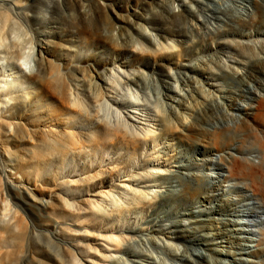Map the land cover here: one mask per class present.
<instances>
[{
  "label": "bare ground",
  "instance_id": "1",
  "mask_svg": "<svg viewBox=\"0 0 264 264\" xmlns=\"http://www.w3.org/2000/svg\"><path fill=\"white\" fill-rule=\"evenodd\" d=\"M57 1L0 0V182L22 203L15 206L28 207L49 227L45 235L57 248L53 263L264 264V0L231 5L228 0H164L139 24L156 31L154 37L142 35L150 46L138 40L143 31L137 39L120 31L119 37H130L138 53L153 61L136 58L132 72L119 65L98 72L101 84L75 80L82 84L74 82L75 90L70 89L72 116H66L78 114L72 125L80 128L79 137L70 128L54 127L61 126L58 114L40 103L47 92L55 93L49 80L58 83L62 77L52 65L68 60L75 42L67 34L73 18L65 12L81 0H61V9ZM175 2L184 9L175 11ZM190 4L202 18L188 9ZM57 18V28L67 31L63 37L45 31ZM58 47L69 54L52 51ZM195 54L201 63L190 61ZM32 64L35 71L26 72ZM150 82L159 86L151 89ZM34 83L41 88L33 90ZM185 89L188 93H182ZM45 122L59 133H50ZM9 137L21 142L17 150L4 143ZM115 146L148 153H134L127 167L116 165L127 173L121 182L84 197L82 204L71 194L45 191L38 197L30 188L29 181L43 178L57 157L91 156ZM90 176L67 185L78 190L97 175ZM9 197L0 192V216L11 210ZM160 210L169 218L191 214L184 218L192 224L168 228L160 223ZM19 216L2 231L21 242L24 218ZM78 232L102 243L71 244ZM196 244L207 253L195 252ZM7 261L8 255L0 258V264Z\"/></svg>",
  "mask_w": 264,
  "mask_h": 264
},
{
  "label": "rangeland",
  "instance_id": "2",
  "mask_svg": "<svg viewBox=\"0 0 264 264\" xmlns=\"http://www.w3.org/2000/svg\"><path fill=\"white\" fill-rule=\"evenodd\" d=\"M163 1L164 0H91V3H89L88 0H81L80 3H76L72 11L65 12V15H69V17H71V19L73 18L74 20H71V33H67L71 35L73 39L75 38V42L73 41L74 44L71 47V49L73 50L72 52H70V60H64V62H58V60H55L56 64L52 65V71L53 73L58 71L62 75V77H57L59 78V80H57L58 83L56 82L54 77L49 80L50 84L56 86V90H54L55 93L52 92V94L49 95V92H47L46 97L40 102L44 107L47 106V111L51 113V115H54L55 113L58 114V123H60L61 126L57 125L54 127H56L57 129H61L64 127L70 128L76 133H78V137L81 136L80 128H77L72 125L73 123L78 121V114H75V117L71 119L67 118L66 116V114L72 116L71 108H68L69 104L72 102L70 89L72 88L73 90H75V87L73 85L74 82L76 84H82V82L75 81L77 78L78 80L83 81V85H88L90 82H96L101 84V80L98 78L97 75L98 72H108L112 70L114 66L117 65H119V68L123 71L126 70L132 72L138 67V58H140L143 63L153 61L152 57L146 58L144 54L138 53L137 45H134L132 43L130 37H124L122 39L119 36L121 35L120 31L123 33H127L129 31L128 34L136 38L139 36V33L143 31V34L141 33V36L138 40L141 39L144 43L150 46L149 42L147 41L148 39H145L144 37H142V35L144 36V33L146 32L147 35L149 34L150 36L154 37L156 31L150 30L149 28H142L139 24H145L147 18H150L153 15L152 10H159L158 5L160 3L162 4ZM202 1L205 2L204 0ZM207 1L211 4H214L212 0ZM228 1V4L231 5V3L236 0ZM57 5L58 8H62L61 0L57 1ZM173 7L175 11L184 9L182 7V3L177 2L174 3ZM185 8L187 9L188 6ZM188 9L192 11L194 10L196 14L200 18H202L200 16L201 12L199 11L197 13V9L194 4H190ZM40 11H38L36 14H40L41 19L43 18L44 13ZM148 11H151V14H149ZM233 14L237 16L239 15L237 11ZM81 16H83V19H80ZM55 17L58 16L55 15ZM191 18L194 17L191 16ZM76 26L80 28L78 29ZM57 27L59 28L58 18L54 19L53 25L49 24L45 31L47 32L49 30L55 31L56 33L59 32V36L61 35V37H63L67 31L60 30ZM33 28L37 30L39 29V26L34 24ZM40 39L42 38L40 37ZM57 41L61 42L60 39ZM66 46H68V44ZM52 51H54L56 54H64L65 57L66 54H69L66 50L59 49V47ZM189 59L192 63H201L202 61V58H199L197 54H195L194 57ZM161 62L164 63L166 67L172 66L170 64L171 61L169 62L166 60H162ZM174 70H171V73L173 75ZM30 71H35L34 64H32L30 68H26V72ZM66 71H68L69 74H67L64 78L63 72ZM144 72L147 74L156 73L155 70H147ZM82 75L84 76L83 80H81ZM90 79L92 80L90 81ZM170 80V83L176 85L172 79ZM147 86L152 89L159 86V83L150 82ZM32 87L34 88L33 90H38L41 88L40 85L35 83L32 84ZM186 90L187 89L182 91V93H188V91ZM79 91L82 93L80 88L78 92ZM19 92L22 93L24 91L20 89ZM167 103L169 105L172 102L167 101ZM172 105H175V103ZM21 121H25V119L23 118ZM45 124L46 126H48L47 128H49V130L52 129L50 130V133L57 132L50 125L51 122H45ZM52 135L57 136L56 134ZM11 139L12 138L9 137V141L4 143L8 145L11 150H17L20 147L21 142L14 141L13 139ZM115 148L116 146L110 147V149L107 150L103 149L102 152H92L91 156L76 151L78 153H69L63 159L57 157L55 162L53 163L54 166L47 170V174L43 178L31 179L29 181L30 188L35 190L36 196L38 197L40 196L39 193L45 191H57L58 193L63 192L65 194H71L77 203L82 204V199H84V197H87L93 193L102 190L105 186H110L111 183L118 184L119 182H121V180L123 179V177L126 176L127 173L120 172L116 168V165H124L127 167V165L132 164L130 157L134 156V153L139 156H144L146 155V153H148V150L147 152L146 150L145 152H143L142 149L132 151L131 153V149L118 150ZM140 152L142 153L140 154ZM3 158L6 159L7 157L3 156ZM50 173L53 175H50ZM90 175L97 176L94 181L88 183L85 186L80 187L78 190L75 189V185H67L69 180L71 179H74L75 183H77V181L83 180V177H91ZM10 179L14 180L13 177H11ZM60 182H64L65 184H60ZM0 192H4V196L6 195L9 197V192L4 189L2 182H0ZM174 193L178 196L177 190H174ZM43 199L46 200V197H44ZM8 201L11 210L7 212V216H0V229L2 231V228L5 227L3 225L6 223L12 224L15 219L14 216L20 218L21 216H19V214H22L24 220L21 222V225L23 226L22 229L24 235L23 240L21 242L18 240L12 241L10 240L11 238L7 237V233L2 231L3 233H1L0 235L5 236L6 241L1 242L0 244V246L2 247L0 248V258L5 255H8L9 261H7V263L10 264H54L51 254L53 255V250H57V248L52 242L48 240V237L45 235V231L49 227L43 222L39 221L38 218H36L34 214L28 209V207L24 205H21V207L15 206L13 202H16L17 204L19 203L18 205H20L21 202H18V200L14 199L11 193L10 197L8 198ZM185 208H180L179 211H183V209ZM17 211L18 213H16ZM160 213L161 210L157 212L161 221L160 223H165V226L168 228H186L187 225L192 224V222H190V219L186 220L184 218L190 217L191 214H177V218H173V216L169 218L163 217V214ZM144 217L147 220L149 218L146 213ZM77 218L78 216L73 220H76ZM179 219L183 221H180ZM174 220H176L175 222H177V225H173L174 223H172V221ZM67 224L71 226V221L68 220ZM132 227H136V224H132ZM153 233L156 234V232L154 231ZM199 233L200 232H196L195 235L198 236ZM76 234L79 235L72 236L73 242H71V244H77L78 241H83L84 244L91 242L93 246H96L98 245L96 243H102H95V240L93 238L88 239V237H83V232H78ZM162 236L163 234H161L160 237ZM246 242L249 243L248 240H246ZM202 247L203 246L196 244L195 249H197L198 251L195 252H199L198 254L202 255L207 253ZM250 248H253V246ZM73 249L74 248L72 245L69 246V250ZM84 255L85 256H83V259L85 260H83V262H86L88 257L86 254ZM220 257L222 256H219V258Z\"/></svg>",
  "mask_w": 264,
  "mask_h": 264
}]
</instances>
